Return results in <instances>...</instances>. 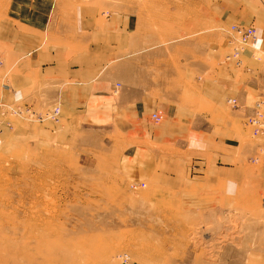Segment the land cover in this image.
I'll return each instance as SVG.
<instances>
[{"label": "crops", "instance_id": "1", "mask_svg": "<svg viewBox=\"0 0 264 264\" xmlns=\"http://www.w3.org/2000/svg\"><path fill=\"white\" fill-rule=\"evenodd\" d=\"M252 1L220 0L217 10L228 15L230 27L255 26L261 52L264 0ZM18 13L28 15L34 50L13 58L12 93L0 102L28 115H11L1 135L13 134L16 145L24 139L49 149L79 139L85 127L110 129L123 139L124 174L139 182L154 178L158 189L178 183L193 193L190 203L178 201L189 207H226L258 182L264 187V167L250 162L264 143L246 135L244 127L264 101V61L254 59L251 49L238 62L213 67L228 56V44L221 51L206 40L201 51L189 38L164 44L165 21L168 30L179 29L174 0H149L140 7L106 0H28ZM54 110L59 111L55 118ZM158 113L164 120L153 124ZM249 253L251 264H264V248Z\"/></svg>", "mask_w": 264, "mask_h": 264}, {"label": "rangeland", "instance_id": "2", "mask_svg": "<svg viewBox=\"0 0 264 264\" xmlns=\"http://www.w3.org/2000/svg\"><path fill=\"white\" fill-rule=\"evenodd\" d=\"M106 1L140 7L149 0ZM27 3L0 0V100L12 93L13 58H26L34 50L29 44L36 34L28 15L18 13ZM219 3L174 0L179 29L168 30L165 21L164 44L189 38L196 41V51L203 50L204 40L216 51L228 44V56L213 67L228 57L238 62L240 56L233 54L241 45L225 21L228 15L218 12ZM172 33L179 35L174 39ZM256 44L244 47L264 61ZM183 50L180 42V59ZM11 115L2 118L1 129ZM151 121L161 123L153 116ZM244 127L246 135L264 143ZM84 131L67 146L55 143L49 149L24 139L16 145L13 134H0V264H251L249 251L264 248V187L259 182L226 207L178 204L190 203L193 193L178 183L158 189L154 178L139 182L123 173L121 136L110 129ZM250 162L264 167L261 149Z\"/></svg>", "mask_w": 264, "mask_h": 264}, {"label": "built area", "instance_id": "3", "mask_svg": "<svg viewBox=\"0 0 264 264\" xmlns=\"http://www.w3.org/2000/svg\"><path fill=\"white\" fill-rule=\"evenodd\" d=\"M231 34L233 35V38L235 41H238L240 43V49L235 48L233 57L239 58L240 52L243 53L245 49V45L248 43L254 44L258 40L257 35V29L253 27H246V26H240V25H234L230 28ZM231 57H228V60H230ZM236 100H232L229 102L231 105L236 104ZM10 112L12 115L17 114V111H14L9 106L5 105L4 103L0 102V125L2 124V118H5L6 116L10 115ZM57 114V113H56ZM55 114V115H56ZM55 118V116H54ZM153 119L155 120V123H160L162 120V117L158 114L153 115ZM245 125L250 131L252 132V135L254 137H264V101H261L257 103L255 107V113L253 116L249 117L247 121L245 122ZM2 132L1 126H0V134ZM261 157L264 161V148L261 150ZM259 160V158H258Z\"/></svg>", "mask_w": 264, "mask_h": 264}, {"label": "bare ground", "instance_id": "4", "mask_svg": "<svg viewBox=\"0 0 264 264\" xmlns=\"http://www.w3.org/2000/svg\"><path fill=\"white\" fill-rule=\"evenodd\" d=\"M56 113H57V114H56ZM58 113H59V111H58V110H55V111H54V116L57 117V116H58ZM55 114H56V115H55Z\"/></svg>", "mask_w": 264, "mask_h": 264}]
</instances>
